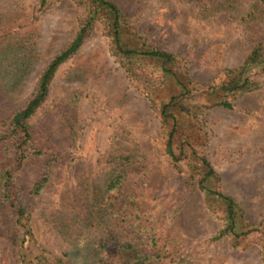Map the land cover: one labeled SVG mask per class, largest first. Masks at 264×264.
<instances>
[{
    "label": "rangeland",
    "instance_id": "374dc122",
    "mask_svg": "<svg viewBox=\"0 0 264 264\" xmlns=\"http://www.w3.org/2000/svg\"><path fill=\"white\" fill-rule=\"evenodd\" d=\"M110 1L139 34L126 35V41L174 53L178 60L119 58L108 25H93L30 119L37 146L48 150L63 143L66 158L51 167L39 194L29 188L47 159H31L16 173L35 234L23 252L34 258L40 245L62 257L61 264L111 260L114 255L91 246L108 225L121 236H138L116 215L126 195L150 222L151 236L161 238L164 264H264V81L239 97L216 91L226 70L241 66L264 43V21L233 12L203 15L197 0ZM86 17L76 0H49L45 7L41 0H0V134ZM254 73L264 79L261 67ZM173 97L179 161L167 152L172 123L161 115ZM224 100L233 106L221 105ZM203 157L218 174L208 189L199 185ZM121 171L125 180L106 201L114 208L102 211L110 222L104 229L92 198ZM217 192L239 206L238 235H221L229 203ZM19 261L18 250L0 237V264Z\"/></svg>",
    "mask_w": 264,
    "mask_h": 264
},
{
    "label": "trees",
    "instance_id": "16d2710c",
    "mask_svg": "<svg viewBox=\"0 0 264 264\" xmlns=\"http://www.w3.org/2000/svg\"><path fill=\"white\" fill-rule=\"evenodd\" d=\"M49 0H41V7H45ZM87 12L86 19L82 22L80 29L73 40L62 49L44 69L36 91L28 103L17 111L8 127L0 134V237H4L18 250L20 261L19 264H61L63 258L54 256L45 247L38 245V254L34 258L26 252L25 242L27 238L34 239V231L31 223V213L22 203L20 192L23 191L18 185L16 173H18L31 159L38 160L45 158L46 162L40 179L29 188L32 194H39L49 181L51 167L62 162L65 158L63 143L51 144L48 150L37 146L34 138V130L30 119L43 106L49 95L50 84L62 64L71 59L78 53L89 31L98 21L108 25L110 35L113 38V49L115 55L119 58H136L152 57L163 60L165 63H172L178 60L174 53L164 51L158 48L144 49L142 46H135L126 41V35H135L138 32L132 25L131 21L119 5L110 0H76ZM198 8L203 15H212L218 12H233L236 17L243 16V20H261L264 21V0H197ZM139 35V34H137ZM130 41V40H129ZM256 67H261L264 72V43H257L252 49L247 60L239 67L226 70V80L223 84L216 87V91L224 92L234 97L242 96L245 92L260 87L263 84V77L259 73H254ZM177 97H173L169 103L161 107V115L166 124L172 123L167 143V152L175 160L179 157L174 150V136L178 126V118L171 108ZM175 105V104H174ZM221 105L231 108L233 105L230 101L224 100ZM183 110L185 108H182ZM205 174L199 181L202 189H208V182L216 179L218 175L211 163L206 157L202 158ZM125 167V164H124ZM123 168V167H122ZM125 180V174L119 172L117 175H110L105 182V186L95 192L94 203L92 206L99 208L96 212L100 221L104 224L110 222L105 220L103 210L112 209L114 206H108L106 201L111 198L110 193L113 190H120ZM18 188V190H16ZM28 190V189H27ZM220 196L228 201L227 228L222 230L221 235L233 234L236 232L237 214L239 206L236 200L228 195L217 192ZM128 196H124L119 203L116 215L122 221L130 226V229L138 233V236H121L120 233L112 229L109 225L105 235L95 240L92 249L97 251H106L114 255L111 260L98 258L96 264H164L161 238L152 235V229H147L150 222L146 223L138 208L134 205ZM87 207L90 210L89 203ZM105 208V209H104ZM92 218V217H90ZM115 219V217H114ZM145 222V224H143ZM100 225H102L100 223ZM145 229V230H143ZM24 239L21 242V235ZM142 235V236H140ZM245 235V234H243ZM223 236H215V240ZM89 245V244H88Z\"/></svg>",
    "mask_w": 264,
    "mask_h": 264
}]
</instances>
